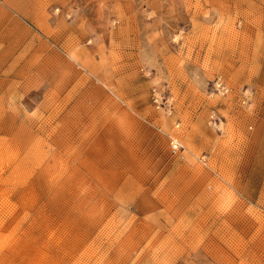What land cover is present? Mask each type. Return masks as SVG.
<instances>
[{
    "label": "rangeland",
    "instance_id": "rangeland-1",
    "mask_svg": "<svg viewBox=\"0 0 264 264\" xmlns=\"http://www.w3.org/2000/svg\"><path fill=\"white\" fill-rule=\"evenodd\" d=\"M0 264H264V0H0Z\"/></svg>",
    "mask_w": 264,
    "mask_h": 264
},
{
    "label": "built area",
    "instance_id": "built-area-1",
    "mask_svg": "<svg viewBox=\"0 0 264 264\" xmlns=\"http://www.w3.org/2000/svg\"><path fill=\"white\" fill-rule=\"evenodd\" d=\"M214 84L217 90L222 94H225L228 91L227 85L220 78L216 79ZM161 100L160 93L154 89L152 93V102L155 104V107L165 110L166 113H171L173 110L172 98L167 97L164 102ZM170 145L173 152L178 151L182 147L181 143L176 138L171 139Z\"/></svg>",
    "mask_w": 264,
    "mask_h": 264
}]
</instances>
